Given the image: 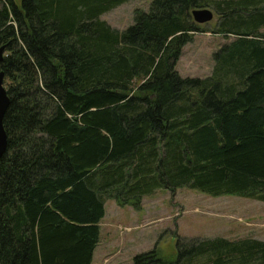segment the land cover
Wrapping results in <instances>:
<instances>
[{"label":"trees","instance_id":"16d2710c","mask_svg":"<svg viewBox=\"0 0 264 264\" xmlns=\"http://www.w3.org/2000/svg\"><path fill=\"white\" fill-rule=\"evenodd\" d=\"M128 0H0L10 105L0 157V264H91L106 201L141 209L160 189L264 201V0H152L119 31ZM234 41L210 76H182L202 29ZM133 264H264V240H189Z\"/></svg>","mask_w":264,"mask_h":264},{"label":"rangeland","instance_id":"374dc122","mask_svg":"<svg viewBox=\"0 0 264 264\" xmlns=\"http://www.w3.org/2000/svg\"><path fill=\"white\" fill-rule=\"evenodd\" d=\"M151 2L128 0L101 18L122 31L134 23L136 11L149 10ZM207 8L214 17L199 25L209 31L195 32L184 45L177 62L182 76H210L217 61L215 54L236 38L232 33L213 32L225 19L214 6ZM100 225V242L91 264H100L106 258L114 263L133 264L135 255L154 247L162 257L176 259L178 246L189 240L214 237L264 240V201L236 195L211 196L189 187L175 191L160 189L144 197L141 209L120 206L108 199Z\"/></svg>","mask_w":264,"mask_h":264},{"label":"water","instance_id":"95a60500","mask_svg":"<svg viewBox=\"0 0 264 264\" xmlns=\"http://www.w3.org/2000/svg\"><path fill=\"white\" fill-rule=\"evenodd\" d=\"M192 16L197 23L211 21L214 13L210 8H194ZM5 46L0 47V62L4 59ZM5 73L0 70V157L6 152L8 146V134L4 126V116L10 105V97L4 85Z\"/></svg>","mask_w":264,"mask_h":264},{"label":"crops","instance_id":"0c3cea01","mask_svg":"<svg viewBox=\"0 0 264 264\" xmlns=\"http://www.w3.org/2000/svg\"><path fill=\"white\" fill-rule=\"evenodd\" d=\"M97 248V247H96ZM96 248H95V250H96ZM95 252V251H94ZM114 258V257H113ZM94 260V259H93ZM108 262H111V261H109V260H107V258L106 259H104V260H102L101 262H100V264H108ZM111 264H120V263H114V262H111Z\"/></svg>","mask_w":264,"mask_h":264}]
</instances>
